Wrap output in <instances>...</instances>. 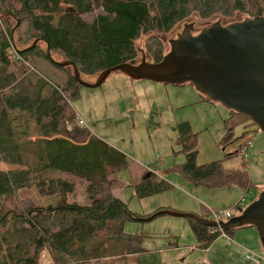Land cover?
Masks as SVG:
<instances>
[{"label": "trees", "instance_id": "trees-1", "mask_svg": "<svg viewBox=\"0 0 264 264\" xmlns=\"http://www.w3.org/2000/svg\"><path fill=\"white\" fill-rule=\"evenodd\" d=\"M95 11L101 12L92 22L84 19ZM238 16H264V0H0V162L7 166L0 169V264H44L46 256V264H90L144 250L142 234L127 233L125 224L154 212L136 215L115 195L121 186L116 173L131 162L79 124L69 102L82 85L72 67L58 62L72 61L81 75H97L135 59L143 34H151L147 48L157 47L151 57L159 62L164 48L157 34L192 17L208 23ZM40 59L64 81L40 71ZM241 117L249 119L229 110L227 134ZM177 129L185 160L176 167L194 186L250 189L245 169L226 166V159L198 164L196 134L187 122ZM133 170L140 197L169 186L155 172ZM68 176L86 183L80 195ZM23 189L52 200H18ZM199 215L207 219L208 211ZM187 219L201 248L220 235Z\"/></svg>", "mask_w": 264, "mask_h": 264}, {"label": "rangeland", "instance_id": "rangeland-1", "mask_svg": "<svg viewBox=\"0 0 264 264\" xmlns=\"http://www.w3.org/2000/svg\"><path fill=\"white\" fill-rule=\"evenodd\" d=\"M100 12L88 13L83 17L92 22ZM243 17L218 19L228 24ZM192 22L195 24V32L200 31L206 23L192 17L178 23L170 32L157 34L163 41L164 55L170 50L169 39L176 38L184 30V25ZM151 37V34H143L136 42L138 55L135 59L138 62L142 60V55L147 61L153 62L151 55L157 47L152 52L147 48L148 44L151 46ZM37 65L44 74L54 76L59 82L64 81L65 76L45 59L38 60ZM98 75H82V79L94 83ZM69 105L82 126L124 153L131 162L130 167L117 171L121 186L114 193L136 215L162 210L160 205L175 202H189L199 208V214L212 208L224 211L231 207L233 199L237 202L245 193L246 187L242 185L194 186L177 169L176 165L185 160L184 153L179 152L183 145L179 142L177 129L182 122H187L196 134L198 164L226 159V166L245 169L251 187L244 208L264 190V131L250 119L241 117L236 120L231 135L227 134L223 120L228 117L229 110L220 102L208 100L192 83L174 85L148 79L134 80L124 73L115 72L98 87L80 86L78 94L70 96ZM248 140H252L254 145L244 157L237 151ZM133 167L137 171L144 167L155 172L169 186L157 194L140 197L133 185ZM6 168L0 162V169ZM69 178L76 182V190L80 195L85 190L86 183L75 177ZM192 189L198 190L194 192ZM187 193L195 199L190 198ZM21 199L35 203L52 200L40 195L35 189L20 190L18 200ZM202 205L205 206L203 210ZM230 209L234 215L240 214L236 206ZM125 231L142 234L140 245L144 248L143 251L126 257H106L90 264H264V249L258 231L253 226L239 229L230 243L219 235L208 248L198 245L187 217L165 214L149 221H128ZM252 232L256 234L255 238ZM241 244H245L247 251L255 254L260 263L248 260L245 250L238 247ZM46 257L43 258L44 264L49 263Z\"/></svg>", "mask_w": 264, "mask_h": 264}, {"label": "water", "instance_id": "water-1", "mask_svg": "<svg viewBox=\"0 0 264 264\" xmlns=\"http://www.w3.org/2000/svg\"><path fill=\"white\" fill-rule=\"evenodd\" d=\"M170 50L161 61L133 59L107 68L90 83L72 61L58 62L72 67L78 84L98 87L107 78L121 72L134 80L148 79L174 85L192 83L210 101L222 103L228 110L248 117L264 131V16L245 17L224 24L222 19L205 23L195 32V24L169 39ZM47 55L51 58L50 50ZM53 62H56L53 60ZM240 214L228 221L213 222L193 212L162 209L140 220H152L161 215L189 217L205 226L224 231L253 226L257 229L264 249V190Z\"/></svg>", "mask_w": 264, "mask_h": 264}, {"label": "built area", "instance_id": "built-area-1", "mask_svg": "<svg viewBox=\"0 0 264 264\" xmlns=\"http://www.w3.org/2000/svg\"><path fill=\"white\" fill-rule=\"evenodd\" d=\"M10 52L12 54H14V49L13 46L10 48ZM79 124L81 125V122H79ZM254 142L252 140H248L244 146H241L238 149V153L241 154L242 156L246 157L247 156V152L248 149L253 147ZM250 192V189H246L245 193L242 195V197L240 198V200L238 201V203L236 204V207L239 208H244V205L247 203V198H248V193ZM234 216L233 212L231 211V209H227L224 211H218L216 209H209L208 211V220H211L213 222H219L220 220L223 221H228L230 218H232ZM217 230L220 231V235L225 237L229 243L232 242V238L230 237L229 234H227L226 231H224L222 228H215ZM245 247V246H243ZM246 258L252 262H256L259 263V258L255 255V254H251L248 251H246Z\"/></svg>", "mask_w": 264, "mask_h": 264}, {"label": "crops", "instance_id": "crops-1", "mask_svg": "<svg viewBox=\"0 0 264 264\" xmlns=\"http://www.w3.org/2000/svg\"><path fill=\"white\" fill-rule=\"evenodd\" d=\"M140 166V165H139ZM143 169H145L144 167H143ZM145 170H147V169H145ZM148 172H150L149 170H147ZM158 179H160L159 178V176H158ZM194 192H197V190L198 189H192ZM193 191H191V192H193ZM189 192V191H188ZM188 194V193H187ZM188 196L190 197V198H193V199H195V197H193L191 194H188ZM198 200V199H197ZM235 199H233L231 202H230V204H231V207L230 208H232V207H234V206H236V204L238 203V201L239 200H237V202L236 201H234ZM203 207H205L204 205H202V210H203ZM160 208H162V209H173V210H182V211H184V212H193V213H196L197 215H199V213H197V210L199 209L198 207H196V206H192L189 202H183V203H178V202H175V203H170L169 205H164V206H161L160 205ZM229 208V209H230ZM212 209H214V208H212ZM157 210H161V209H157ZM157 210H154V211H150L149 213H152V212H156ZM204 211V210H203ZM202 211V212H203ZM209 211V210H208ZM149 213H147V214H149ZM200 216V215H199ZM246 227H250V226H246ZM243 228H245V227H242V228H238V229H235V230H233V233L232 234H229L230 235V237L231 238H234V237H236V234L238 233V230L239 229H243ZM235 232H237V233H235ZM252 235H254V238H255V235L256 234H253V232H252ZM259 237V236H258ZM260 239V238H259ZM251 245H253V241L251 242ZM212 246V245H211ZM243 246H245V247H243ZM238 247L243 251V249L245 250V256H246V251H247V248H246V245L245 244H241V245H238ZM211 250V249H210ZM252 262V261H251ZM260 263V262H259Z\"/></svg>", "mask_w": 264, "mask_h": 264}]
</instances>
